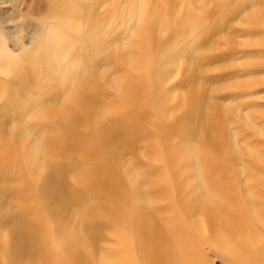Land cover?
I'll use <instances>...</instances> for the list:
<instances>
[{
    "label": "rangeland",
    "instance_id": "rangeland-1",
    "mask_svg": "<svg viewBox=\"0 0 264 264\" xmlns=\"http://www.w3.org/2000/svg\"><path fill=\"white\" fill-rule=\"evenodd\" d=\"M81 1L69 23L57 1L0 0V264H49L51 230L86 264L126 224L151 264L180 201L261 210L264 0Z\"/></svg>",
    "mask_w": 264,
    "mask_h": 264
},
{
    "label": "bare ground",
    "instance_id": "bare-ground-1",
    "mask_svg": "<svg viewBox=\"0 0 264 264\" xmlns=\"http://www.w3.org/2000/svg\"><path fill=\"white\" fill-rule=\"evenodd\" d=\"M53 1L60 3L62 16L66 17L64 20L69 23H72L75 20L80 22V16L84 9V3L81 0ZM52 43L57 44V40L53 39ZM69 45H73V43ZM61 52L63 51L58 49V57L61 56ZM65 53L67 52H64V54ZM161 69L162 65L160 66V63H157V60L154 63L152 62L148 68L147 75L153 82L152 87H159L169 78L170 75L165 74V72H161ZM166 96L167 95L164 92L157 91V89L154 88L153 99L156 98L155 100L158 101L157 106L155 104L156 102L154 104L155 107L161 108L158 110L162 112V114L164 112V107L161 101H163ZM123 109L124 108L120 107L119 110L121 111ZM250 182L253 184V181ZM259 194L261 193L259 192ZM236 195H239V193ZM244 197H246L245 200L247 205L244 203L245 201H242L241 206L244 203V208L241 207L240 204H236L235 207H230L229 214L227 213L228 215H223L224 211L222 209H218L212 199H206V197H204V199H206V204H203L204 206L195 205L192 208V206H184L182 201H180L178 206L172 205L168 209L171 211V215L169 214V221H172L173 223L168 227V229H166L167 227L165 228L164 234H156L157 240H161V242H152L154 248H152L151 252V264H158L159 260H162L166 264H213L210 262L211 260H208L202 249L203 246L207 247L211 245L214 246L221 254H226L229 264H264V232L257 227H260V224L264 223V207L262 206L261 210H257L255 207L253 209L249 205L251 202L249 201L248 195H245ZM182 200H185L186 202V198H183ZM228 207L226 206L227 209ZM196 213L197 216L195 215ZM231 213H234L237 216L239 223L232 221V218L229 217ZM132 219L133 216L130 217L131 221ZM141 227L143 230V226ZM120 228L124 229L121 233L118 229L119 234H122L120 239L121 242L120 240L115 242L111 246L112 251L105 256H103L104 254L97 255L95 254L96 252L90 253L86 264H88V262H91V264H106L107 260H110V263L116 261V264H147L145 259L142 257V254L139 253L140 248L142 250H140L141 252H145L146 249L142 248L140 245L137 249L136 243H138V239L134 237L132 229H130L127 224L126 226ZM53 233L54 232L52 230L50 232L48 231L46 239L43 235L42 239L40 238L35 240V243L41 246V251L44 250L46 252L47 247H50V250H48V248V251L46 252L49 264H74V256H72V254H74L73 246L70 245V243L67 244L66 237L64 235L53 238ZM253 233H256L258 241L255 242L254 245H250L246 239L247 236H250ZM172 238L175 239L171 240ZM139 240L141 241V239ZM147 259H149V257H147Z\"/></svg>",
    "mask_w": 264,
    "mask_h": 264
}]
</instances>
